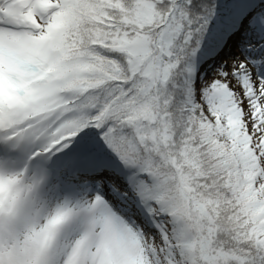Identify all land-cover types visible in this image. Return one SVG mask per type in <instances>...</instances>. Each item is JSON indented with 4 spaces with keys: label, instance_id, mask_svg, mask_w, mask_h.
Instances as JSON below:
<instances>
[{
    "label": "snow or ice",
    "instance_id": "6c2138e0",
    "mask_svg": "<svg viewBox=\"0 0 264 264\" xmlns=\"http://www.w3.org/2000/svg\"><path fill=\"white\" fill-rule=\"evenodd\" d=\"M0 264H264V0H0Z\"/></svg>",
    "mask_w": 264,
    "mask_h": 264
}]
</instances>
